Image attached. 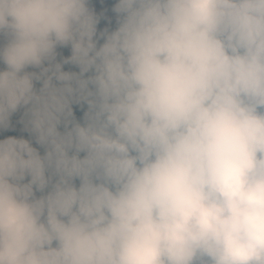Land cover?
I'll list each match as a JSON object with an SVG mask.
<instances>
[{
	"label": "clouds",
	"instance_id": "obj_1",
	"mask_svg": "<svg viewBox=\"0 0 264 264\" xmlns=\"http://www.w3.org/2000/svg\"><path fill=\"white\" fill-rule=\"evenodd\" d=\"M112 11L0 0V264H264V0Z\"/></svg>",
	"mask_w": 264,
	"mask_h": 264
},
{
	"label": "rangeland",
	"instance_id": "obj_2",
	"mask_svg": "<svg viewBox=\"0 0 264 264\" xmlns=\"http://www.w3.org/2000/svg\"><path fill=\"white\" fill-rule=\"evenodd\" d=\"M116 0H89V7L95 11L97 15L101 17L100 23L98 24V34L103 29L108 28L110 31L114 30L117 26L116 24V13L112 11ZM0 40L5 42L3 37H0ZM99 43H103V39H100ZM58 55L57 60H61L71 55L70 47H63L57 49ZM28 71H39V69H27ZM65 71H78L79 69L74 65H64ZM37 87H40V84L37 83ZM23 109H20L18 112L13 114L11 117V127L9 129H0V139H4L9 136H15L17 138L23 137L29 139L33 146L36 147L41 155L44 154V148L38 145L35 142L34 136L25 130L24 123L22 122ZM87 111V104L83 105H73V112L78 121L83 123L84 113ZM61 130H63L61 128ZM83 155V153L81 154ZM76 185L79 186V180L75 181ZM40 195V193H37Z\"/></svg>",
	"mask_w": 264,
	"mask_h": 264
},
{
	"label": "trees",
	"instance_id": "obj_3",
	"mask_svg": "<svg viewBox=\"0 0 264 264\" xmlns=\"http://www.w3.org/2000/svg\"><path fill=\"white\" fill-rule=\"evenodd\" d=\"M5 42H3L2 40H0V46H2ZM4 65L2 63H0V69H3Z\"/></svg>",
	"mask_w": 264,
	"mask_h": 264
}]
</instances>
